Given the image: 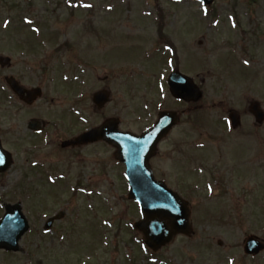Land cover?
I'll use <instances>...</instances> for the list:
<instances>
[{
	"label": "rangeland",
	"instance_id": "1",
	"mask_svg": "<svg viewBox=\"0 0 264 264\" xmlns=\"http://www.w3.org/2000/svg\"><path fill=\"white\" fill-rule=\"evenodd\" d=\"M158 8L165 15L166 35L176 47L171 55L157 40ZM22 15L30 16L41 29L65 34L54 47L62 45L66 36L75 38L79 49L86 43L96 45L95 40L85 41L83 34L73 29H96L95 33L114 30L109 40L115 47L99 52L96 57L100 61L116 60L118 69L132 71L130 79L125 76L113 86L114 103L104 110V117H120L125 130L140 132L155 118L156 111L177 107L168 99V91L161 95L153 87L154 74L157 81L163 80L160 71L165 70L167 77L175 69L191 75L199 84L203 81L204 97L196 105L197 110L184 119L173 138L162 146L164 151H173V154L163 152L156 161L157 170L171 175L165 179L167 184L189 201L196 234L190 239L177 238L159 251L161 256L154 260L159 264H168V259L171 264H229V261L230 264H264L260 259L247 260L243 251L247 235L255 234L264 240V125L258 126L248 113L250 103L255 100L264 108V0H215L209 8L201 0H0V41L6 20L11 22V28L12 23L22 22ZM134 31L138 35L133 37L137 43L133 42L135 48H132L129 35ZM146 31L149 36L141 34ZM25 35L32 38L31 34ZM10 48V43L3 44L4 50ZM10 50L4 54L19 63L15 41ZM144 50L154 52L158 59L166 55L172 63L163 62V70L156 59H148L143 54ZM130 61L136 65L122 66ZM61 70L56 58V80L51 91H55L57 105H66L58 108L71 110L70 116L74 119L77 105L61 83ZM106 71L100 67L97 74L112 75ZM98 86L101 85L84 83L81 90L92 92ZM230 110L242 115L238 130L230 126ZM80 123L71 122L76 126ZM60 137L64 138L65 134ZM102 152L100 158L104 159L107 155ZM92 159L90 154H82L70 160L67 153L59 152L45 165L57 176L69 178V185L62 188L69 191L88 186L96 194L91 197L71 193L54 197L52 192L59 186L50 185L46 178L35 183L33 195L25 194L26 191L13 188L21 181L18 173H13L4 185L0 181V186L7 191L2 195L0 190V198L4 200L6 196L5 202L24 199V210L32 224V231L21 241L25 253L3 257L5 254L0 252V264H99V260L103 264H152L147 255L153 253L130 229L139 212L126 197L125 180L117 176V169L109 163L107 170L106 165L102 169L96 165L98 171L94 173ZM180 171L185 175H175ZM67 197L72 201V208L67 204ZM59 210L67 211L71 224L76 226L70 238L63 239L61 234L69 232L66 231L70 228L68 219L56 229L55 235L44 236L41 231L43 219ZM70 215L75 221L80 216V221L73 222ZM105 221L112 224L105 225ZM105 231L108 243L103 239ZM81 236L84 238L78 242ZM220 241L223 246H219ZM84 242L85 251L80 249ZM86 255L97 256L90 261Z\"/></svg>",
	"mask_w": 264,
	"mask_h": 264
},
{
	"label": "flooded vegetation",
	"instance_id": "2",
	"mask_svg": "<svg viewBox=\"0 0 264 264\" xmlns=\"http://www.w3.org/2000/svg\"><path fill=\"white\" fill-rule=\"evenodd\" d=\"M52 63L53 59L48 56L47 58L45 57L41 62L44 65L37 71V73H41L42 75L40 77L37 76V78H34L33 73L30 75L27 71L18 68L17 64H0L1 147L11 153L12 157L16 160L14 162L15 166L18 163L19 157H22V163L28 166L29 170L35 169V166H31L32 162H39L43 165L50 164L49 161L52 156L58 153L60 148L64 149L63 152L67 153L68 159L70 160L75 157H81L82 154H90L94 158L92 159L94 162H91V165L93 166V172L96 173L98 171L97 166L102 169V166L108 164L107 158H97V156H101L102 154L100 149H107L108 152L106 155L112 154V160L115 155V150L103 142L82 147H62L66 136L70 135L71 127L70 125L66 126L65 117H57L55 110L50 109L55 107L53 106L55 99L50 98L49 94H45L41 86L49 76L53 78ZM46 67L47 74L45 73ZM9 77H14L25 92L20 94L13 93L8 85ZM102 82H104V87L102 86L101 90L111 89L113 79L107 76L101 79ZM36 88L43 90V98L33 102L32 90ZM79 95L83 113L88 114L92 111L96 117L102 120L103 110L96 107L93 101V93L86 91L80 92ZM57 121L59 125L56 124ZM62 134H65L64 138L60 137ZM71 137L67 140L71 139ZM7 175L6 173L0 174V178L8 177ZM262 256L264 255H248L245 258L252 262L258 261L259 259L264 261V257Z\"/></svg>",
	"mask_w": 264,
	"mask_h": 264
},
{
	"label": "water",
	"instance_id": "3",
	"mask_svg": "<svg viewBox=\"0 0 264 264\" xmlns=\"http://www.w3.org/2000/svg\"><path fill=\"white\" fill-rule=\"evenodd\" d=\"M185 83L188 85V79L179 75L174 76L171 81V85L175 90L178 85ZM174 89V95L180 97V92L177 93ZM251 111L259 122L263 120L264 115L257 103L251 106ZM232 117L236 120L235 122H238L236 117ZM166 118L169 121L172 120V117L164 114L157 127L141 140H134L126 134H120V141H118L119 147L123 151L121 159L127 165V173L131 182L130 198L136 199L140 203L143 212V220L136 224V228L145 234L148 243L154 248H159L169 242L177 232L189 233L188 225L185 223L187 212L184 213L183 211V215L177 208V205L183 206L181 200L175 193L168 190L164 183L155 182L147 164L152 154L149 149L153 150L166 132ZM106 132L109 131L106 130ZM100 136H102L101 132ZM109 141L116 142V139L111 140L109 138ZM141 174L144 175V178L139 177ZM166 218L172 220L171 227L165 225L164 220ZM27 230V222L21 214L15 212L8 215L0 225V247H5L8 250H18L17 242ZM262 248L250 242L247 245V252L256 253Z\"/></svg>",
	"mask_w": 264,
	"mask_h": 264
}]
</instances>
